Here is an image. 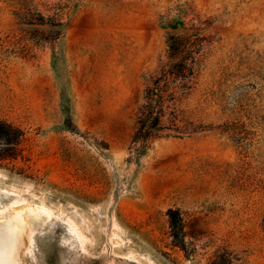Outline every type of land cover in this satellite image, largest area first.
<instances>
[{
	"label": "rangeland",
	"instance_id": "rangeland-1",
	"mask_svg": "<svg viewBox=\"0 0 264 264\" xmlns=\"http://www.w3.org/2000/svg\"><path fill=\"white\" fill-rule=\"evenodd\" d=\"M172 36L195 60L178 107L197 131L141 145ZM0 120L20 133L0 142V222L39 216L14 264H206L222 247L264 264V0H0ZM171 208L197 232L188 253Z\"/></svg>",
	"mask_w": 264,
	"mask_h": 264
},
{
	"label": "trees",
	"instance_id": "trees-1",
	"mask_svg": "<svg viewBox=\"0 0 264 264\" xmlns=\"http://www.w3.org/2000/svg\"><path fill=\"white\" fill-rule=\"evenodd\" d=\"M169 61L162 67L151 83L145 87L140 105L136 111V129L133 139L141 145L160 137H182L195 133L192 121L182 117L178 107L181 95L192 89L196 70L192 51L183 38L172 36L169 40ZM20 136L19 130L0 120V142L15 144ZM170 235L175 245L185 253L186 238H195L197 232L186 230V220L180 209L167 211ZM194 228V227H193ZM206 264H244L232 250L222 247L215 250Z\"/></svg>",
	"mask_w": 264,
	"mask_h": 264
},
{
	"label": "bare ground",
	"instance_id": "bare-ground-1",
	"mask_svg": "<svg viewBox=\"0 0 264 264\" xmlns=\"http://www.w3.org/2000/svg\"><path fill=\"white\" fill-rule=\"evenodd\" d=\"M38 220L37 212L29 206L19 216L0 222V264L15 263L17 242L22 243V234L32 235Z\"/></svg>",
	"mask_w": 264,
	"mask_h": 264
}]
</instances>
